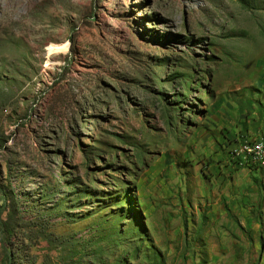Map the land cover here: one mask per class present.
<instances>
[{
  "label": "rangeland",
  "instance_id": "374dc122",
  "mask_svg": "<svg viewBox=\"0 0 264 264\" xmlns=\"http://www.w3.org/2000/svg\"><path fill=\"white\" fill-rule=\"evenodd\" d=\"M255 90L264 0H0V264L202 260L223 107Z\"/></svg>",
  "mask_w": 264,
  "mask_h": 264
},
{
  "label": "crops",
  "instance_id": "0c3cea01",
  "mask_svg": "<svg viewBox=\"0 0 264 264\" xmlns=\"http://www.w3.org/2000/svg\"><path fill=\"white\" fill-rule=\"evenodd\" d=\"M251 93L223 107L225 117L214 142L218 162L212 167L220 195L213 196L211 210L199 212L195 230L201 243L194 245V252L202 260L186 264H264V172L232 156L243 141L264 139V94ZM222 219L221 238L211 240Z\"/></svg>",
  "mask_w": 264,
  "mask_h": 264
},
{
  "label": "built area",
  "instance_id": "2783aa9c",
  "mask_svg": "<svg viewBox=\"0 0 264 264\" xmlns=\"http://www.w3.org/2000/svg\"><path fill=\"white\" fill-rule=\"evenodd\" d=\"M253 143H261V150L264 149V139H260L258 141H243L240 143L234 150L236 156L239 154H246L245 153V146L252 145ZM247 156V164L251 166H255L258 163H264V160H259L258 154H246Z\"/></svg>",
  "mask_w": 264,
  "mask_h": 264
},
{
  "label": "bare ground",
  "instance_id": "6f19581e",
  "mask_svg": "<svg viewBox=\"0 0 264 264\" xmlns=\"http://www.w3.org/2000/svg\"><path fill=\"white\" fill-rule=\"evenodd\" d=\"M52 50H49V53H51ZM245 153L246 154H258L259 160H264V149L261 150V143H253L252 145H246L245 146ZM246 154H239L243 158V161L246 160L247 162V156ZM251 166V165H249ZM255 167L260 169L261 171L264 172V163H258L255 164Z\"/></svg>",
  "mask_w": 264,
  "mask_h": 264
},
{
  "label": "clouds",
  "instance_id": "9594fccd",
  "mask_svg": "<svg viewBox=\"0 0 264 264\" xmlns=\"http://www.w3.org/2000/svg\"><path fill=\"white\" fill-rule=\"evenodd\" d=\"M256 141H258V140H256ZM236 147H237V146H236ZM236 147H235V148H236ZM232 154H233L232 156H233L234 158L237 157V156L235 155V153H234V149L232 150Z\"/></svg>",
  "mask_w": 264,
  "mask_h": 264
}]
</instances>
